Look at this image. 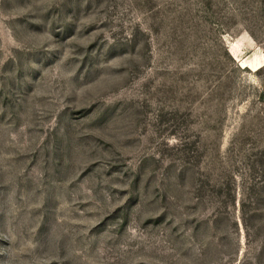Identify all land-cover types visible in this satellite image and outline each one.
Returning <instances> with one entry per match:
<instances>
[{
    "label": "rangeland",
    "instance_id": "374dc122",
    "mask_svg": "<svg viewBox=\"0 0 264 264\" xmlns=\"http://www.w3.org/2000/svg\"><path fill=\"white\" fill-rule=\"evenodd\" d=\"M0 264H264V0H0Z\"/></svg>",
    "mask_w": 264,
    "mask_h": 264
}]
</instances>
